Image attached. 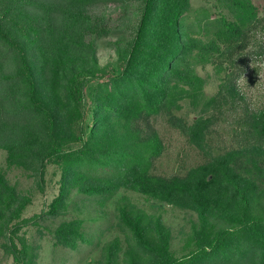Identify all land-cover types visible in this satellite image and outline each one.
Returning a JSON list of instances; mask_svg holds the SVG:
<instances>
[{"label": "trees", "instance_id": "16d2710c", "mask_svg": "<svg viewBox=\"0 0 264 264\" xmlns=\"http://www.w3.org/2000/svg\"><path fill=\"white\" fill-rule=\"evenodd\" d=\"M126 1L0 0V147L10 163L39 167V173L47 163L59 166L58 192L42 215L59 214L68 188L99 197L100 204L126 189L197 214L186 252L178 256L162 214L124 195L117 200L115 225L126 247L113 237L96 264H264V148L254 144L219 154L184 175H158L152 167L164 147L150 122L164 111L204 150L211 125L206 114L214 101L238 97L235 79L251 34L264 30V16L251 0H221L229 16L199 12V38L181 17L189 0H139L129 43L117 49L121 68L109 70L99 64L96 39L113 27L97 9ZM207 63L223 73L217 96L187 122L175 111L184 99L198 104L204 81L196 67ZM249 127L264 143V108L251 115ZM27 200L0 172V215L9 214L7 224L16 220L7 228L12 264L30 261L29 247L23 239L18 246L13 235L40 217H21ZM82 225L79 218L62 221L56 241L70 250L91 244Z\"/></svg>", "mask_w": 264, "mask_h": 264}, {"label": "rangeland", "instance_id": "374dc122", "mask_svg": "<svg viewBox=\"0 0 264 264\" xmlns=\"http://www.w3.org/2000/svg\"><path fill=\"white\" fill-rule=\"evenodd\" d=\"M256 6L259 16H264V0H251ZM106 17L107 23L113 27L108 36L96 39L97 56L100 66L107 65L108 69H120L117 61V49L128 45L133 28L139 20L141 2L128 0L123 3L100 5L97 9ZM208 12L211 18L221 13L229 16L221 0H189L181 17L187 24H193L192 36L204 38L199 29V12ZM253 38H256L252 41ZM260 45L264 46V30H257L251 34L250 44L244 52V64L235 79L238 97L226 102L218 99L214 101L207 112L211 117V125L205 136L204 150L190 143L182 130L168 120L164 111L150 118L151 124L157 130L162 143L163 152L155 160L152 172L158 175H184L191 167L202 164L219 154L239 152L250 145L264 143L254 138L249 127L251 115L264 108V50L259 53ZM197 74L203 79V94L198 104L193 106L189 100H182L181 109L176 114L187 122L198 116L204 101L217 96L223 73L217 72L213 64H199ZM85 124V122H84ZM75 146V144H73ZM243 160V158H242ZM246 162L244 163V166ZM264 168V164H263ZM32 168L12 164L8 160V152L0 147V172L6 179L16 186L22 196L28 200L22 218H31L25 225H20L14 232V242L19 246L21 239L29 247V264H96V260L103 258L104 244L115 236H120L123 248L127 239L124 232L115 225L117 214V200L126 195L131 201L146 209L148 212L161 213L164 222L171 228V248L176 255L186 252L184 248L186 238L190 234L192 224L197 221V214L172 205L148 201L138 192L120 189L117 194L99 203V197H86L76 188H68L65 201L57 216L43 214L47 205L57 194L60 179V168L54 163H47L42 173ZM240 173L245 175L243 169ZM73 218L83 220L82 231L92 239L91 244L80 243L77 250H70L56 241L55 230L62 221ZM9 214L0 215V264H12L9 243V229L16 220L9 224ZM218 227L226 226L224 222L216 220ZM13 228V226H12Z\"/></svg>", "mask_w": 264, "mask_h": 264}]
</instances>
